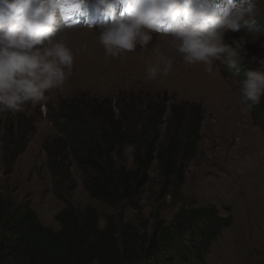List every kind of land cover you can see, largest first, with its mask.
Returning <instances> with one entry per match:
<instances>
[{
  "label": "rangeland",
  "instance_id": "1",
  "mask_svg": "<svg viewBox=\"0 0 264 264\" xmlns=\"http://www.w3.org/2000/svg\"><path fill=\"white\" fill-rule=\"evenodd\" d=\"M258 6L261 9L258 19L264 25V3ZM102 26L61 29L74 52L71 74L65 83L46 93L48 98L42 106L25 104L24 110L15 115L0 112V196L11 198L17 204L29 203L43 225L55 231L60 230L56 216L67 204L82 209L94 206L100 216V228L105 229L106 218L118 217L121 211L107 209L93 201L75 166L72 168L74 189L63 200L58 198L42 146L58 134L55 120L61 104L81 93L100 98H114L121 91L139 89L160 93L170 105L201 107L200 144L188 163L181 196L161 195L159 167L155 162L140 211L124 209V220L138 225L146 223L152 231L155 214L170 224L181 207L214 206L220 216L232 217V225L223 229L211 244L206 264H264V159H261L264 158L261 151L264 150V132L254 125L249 112L241 111L237 91L244 71L262 68L258 60L264 59V47L260 46L264 44V35L253 37L243 28L225 34V43L235 47L233 41H236L243 49L241 72L233 76L219 61L213 63L212 73H208L202 63L186 64L165 33H153L154 38L146 50L137 46L134 52L115 58L107 56L96 39V32ZM161 55L174 61L172 69L166 76L159 74L148 80L146 68L158 64L162 67ZM16 119L22 120L31 134L25 152L8 167L2 160L3 138L7 127ZM165 130L163 127L162 132ZM193 243L192 234L179 242L188 257L192 255L189 249ZM172 253L161 251L158 264H179L171 262ZM193 264L200 263L194 260Z\"/></svg>",
  "mask_w": 264,
  "mask_h": 264
},
{
  "label": "trees",
  "instance_id": "2",
  "mask_svg": "<svg viewBox=\"0 0 264 264\" xmlns=\"http://www.w3.org/2000/svg\"><path fill=\"white\" fill-rule=\"evenodd\" d=\"M237 91L239 96V85ZM248 112L264 132V97ZM202 122L201 107L170 105L160 93L144 89L121 91L114 98L81 93L64 101L55 120L58 134L42 146L54 194L63 200L74 189L75 166L90 198L121 214L107 217L101 229L96 207L67 204L56 216L60 230L55 231L43 225L29 203L0 196V264H158L163 250L173 252L171 262L206 264L211 244L232 225L231 216H220L214 206L181 207L170 224L153 215L150 231L146 223L126 222L122 213L140 211L155 162L161 195L181 196ZM30 134L20 119L7 127L2 146L6 166L25 152ZM128 144L135 145V152L125 157ZM188 234L194 239L191 257L179 245Z\"/></svg>",
  "mask_w": 264,
  "mask_h": 264
},
{
  "label": "clouds",
  "instance_id": "3",
  "mask_svg": "<svg viewBox=\"0 0 264 264\" xmlns=\"http://www.w3.org/2000/svg\"><path fill=\"white\" fill-rule=\"evenodd\" d=\"M89 0H0V112L15 115L47 100L46 93L59 89L71 74L74 52L62 35L61 24L69 12L90 21ZM264 0H95L94 11L107 23L96 32L105 55L113 58L146 50L165 25L176 52L188 65L202 63L208 73L219 61L233 76L241 72V49L224 42L229 31L242 28L253 37L264 35L259 4ZM120 5L117 14V5ZM255 42V40H253ZM264 47V44L260 45ZM257 59V58H253ZM161 65L148 66L146 78L167 75L173 60L161 55ZM261 70L244 71L239 80L242 112L264 97V59ZM135 145L128 144L130 157Z\"/></svg>",
  "mask_w": 264,
  "mask_h": 264
},
{
  "label": "bare ground",
  "instance_id": "4",
  "mask_svg": "<svg viewBox=\"0 0 264 264\" xmlns=\"http://www.w3.org/2000/svg\"><path fill=\"white\" fill-rule=\"evenodd\" d=\"M256 146V145H255ZM261 151L264 153V150H263V148L261 149ZM257 152V151H256ZM253 155V154H252ZM259 157V156H258ZM257 159V158H256ZM259 159V158H258ZM261 159H264V158H261ZM254 160H255V158H254ZM257 161V160H256ZM261 163V162H260ZM251 168V167H250Z\"/></svg>",
  "mask_w": 264,
  "mask_h": 264
}]
</instances>
